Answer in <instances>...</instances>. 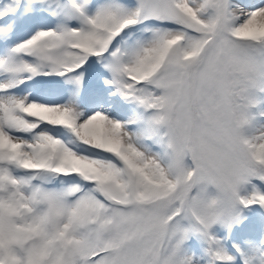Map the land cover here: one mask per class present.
Segmentation results:
<instances>
[{
    "label": "snow or ice",
    "instance_id": "6c2138e0",
    "mask_svg": "<svg viewBox=\"0 0 264 264\" xmlns=\"http://www.w3.org/2000/svg\"><path fill=\"white\" fill-rule=\"evenodd\" d=\"M0 264H264V0H0Z\"/></svg>",
    "mask_w": 264,
    "mask_h": 264
}]
</instances>
